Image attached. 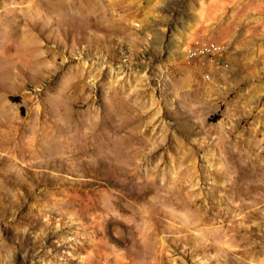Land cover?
<instances>
[{"label":"rangeland","instance_id":"obj_1","mask_svg":"<svg viewBox=\"0 0 264 264\" xmlns=\"http://www.w3.org/2000/svg\"><path fill=\"white\" fill-rule=\"evenodd\" d=\"M0 264H264V0H0Z\"/></svg>","mask_w":264,"mask_h":264},{"label":"built area","instance_id":"obj_2","mask_svg":"<svg viewBox=\"0 0 264 264\" xmlns=\"http://www.w3.org/2000/svg\"><path fill=\"white\" fill-rule=\"evenodd\" d=\"M221 46L215 42L210 41H198L195 45V49L193 53H197L200 51L201 53L205 54H217L220 52Z\"/></svg>","mask_w":264,"mask_h":264},{"label":"bare ground","instance_id":"obj_3","mask_svg":"<svg viewBox=\"0 0 264 264\" xmlns=\"http://www.w3.org/2000/svg\"><path fill=\"white\" fill-rule=\"evenodd\" d=\"M15 69V68H14ZM36 157V156H35ZM17 183V182H16Z\"/></svg>","mask_w":264,"mask_h":264}]
</instances>
